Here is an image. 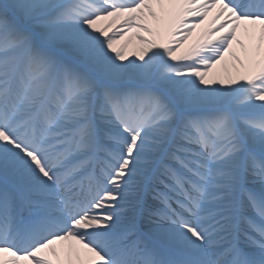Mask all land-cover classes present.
<instances>
[{
    "label": "snow or ice",
    "instance_id": "1",
    "mask_svg": "<svg viewBox=\"0 0 264 264\" xmlns=\"http://www.w3.org/2000/svg\"><path fill=\"white\" fill-rule=\"evenodd\" d=\"M0 264H264V0H0Z\"/></svg>",
    "mask_w": 264,
    "mask_h": 264
}]
</instances>
